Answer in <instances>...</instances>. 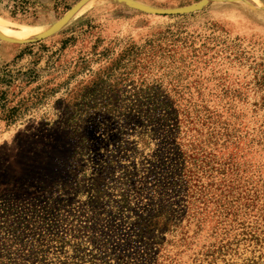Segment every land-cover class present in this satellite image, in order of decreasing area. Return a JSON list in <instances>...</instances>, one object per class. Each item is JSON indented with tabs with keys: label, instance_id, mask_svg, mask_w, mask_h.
<instances>
[{
	"label": "rangeland",
	"instance_id": "obj_1",
	"mask_svg": "<svg viewBox=\"0 0 264 264\" xmlns=\"http://www.w3.org/2000/svg\"><path fill=\"white\" fill-rule=\"evenodd\" d=\"M81 1L0 0V264H264V0Z\"/></svg>",
	"mask_w": 264,
	"mask_h": 264
},
{
	"label": "water",
	"instance_id": "obj_2",
	"mask_svg": "<svg viewBox=\"0 0 264 264\" xmlns=\"http://www.w3.org/2000/svg\"><path fill=\"white\" fill-rule=\"evenodd\" d=\"M89 0H82L79 2L71 11H69L55 26L47 32L45 36H50L54 33H56L83 5H85ZM124 2L127 6L138 10L140 12L151 14V15H159V16H170V15H178V14H184L186 12H189L190 10L188 8H180V9H155L147 6L140 5L138 3L129 1V0H120ZM2 40L5 42L13 43V44H24L26 41H18L13 39H7L0 36Z\"/></svg>",
	"mask_w": 264,
	"mask_h": 264
},
{
	"label": "bare ground",
	"instance_id": "obj_3",
	"mask_svg": "<svg viewBox=\"0 0 264 264\" xmlns=\"http://www.w3.org/2000/svg\"><path fill=\"white\" fill-rule=\"evenodd\" d=\"M48 30L49 29H47V31ZM41 32H43V30H39V31L26 30V31H22V32H19V33H13V32H10V31H0V33L3 36H5L7 38L14 39V40H18V41L27 40L29 37L34 36L36 34L39 35L38 33H41Z\"/></svg>",
	"mask_w": 264,
	"mask_h": 264
}]
</instances>
